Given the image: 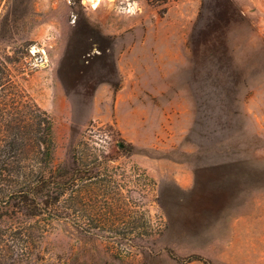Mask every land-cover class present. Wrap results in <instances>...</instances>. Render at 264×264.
I'll return each instance as SVG.
<instances>
[{
    "label": "rangeland",
    "instance_id": "1",
    "mask_svg": "<svg viewBox=\"0 0 264 264\" xmlns=\"http://www.w3.org/2000/svg\"><path fill=\"white\" fill-rule=\"evenodd\" d=\"M0 59L90 172L1 264H264V0H0Z\"/></svg>",
    "mask_w": 264,
    "mask_h": 264
},
{
    "label": "trees",
    "instance_id": "2",
    "mask_svg": "<svg viewBox=\"0 0 264 264\" xmlns=\"http://www.w3.org/2000/svg\"><path fill=\"white\" fill-rule=\"evenodd\" d=\"M145 1L163 6L182 0ZM54 148L52 119L24 91L8 62L0 59V264L6 262V251L13 249L7 238L28 239L32 231L38 238L42 227L48 226L45 221L29 222L35 216L29 208L36 209V197L47 208L59 204L74 214L83 212L86 186L78 182L86 181L80 175L90 172L75 168L74 159L70 165L54 163ZM104 178H88L95 181L90 187L97 184L102 195L111 184Z\"/></svg>",
    "mask_w": 264,
    "mask_h": 264
}]
</instances>
